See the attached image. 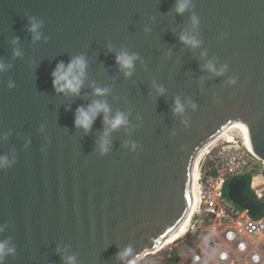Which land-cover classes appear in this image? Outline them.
<instances>
[{
  "label": "water",
  "instance_id": "95a60500",
  "mask_svg": "<svg viewBox=\"0 0 264 264\" xmlns=\"http://www.w3.org/2000/svg\"><path fill=\"white\" fill-rule=\"evenodd\" d=\"M178 2L0 0L2 264H138L186 220L195 157L222 127L264 162V0ZM121 52L137 57L131 75ZM81 56L79 94L57 92L54 69ZM94 101L127 124L108 131L101 112L75 126ZM247 185L229 180L226 196L256 218Z\"/></svg>",
  "mask_w": 264,
  "mask_h": 264
},
{
  "label": "built area",
  "instance_id": "2783aa9c",
  "mask_svg": "<svg viewBox=\"0 0 264 264\" xmlns=\"http://www.w3.org/2000/svg\"><path fill=\"white\" fill-rule=\"evenodd\" d=\"M209 159L212 166L204 174L202 166ZM248 174L256 200H264V182L253 186L256 177L264 179V162L248 149L241 136L238 145L226 141L211 149L199 164L198 209L184 236L166 248V259L175 254L179 259L176 264H264V216L251 217L225 192L229 180ZM187 236L198 243L189 249L175 247Z\"/></svg>",
  "mask_w": 264,
  "mask_h": 264
},
{
  "label": "clouds",
  "instance_id": "9594fccd",
  "mask_svg": "<svg viewBox=\"0 0 264 264\" xmlns=\"http://www.w3.org/2000/svg\"><path fill=\"white\" fill-rule=\"evenodd\" d=\"M187 7H188V0H179L176 7V11L178 13H183ZM39 27H40L39 23L33 22L29 30L33 33H37ZM34 38L39 39V34L37 33ZM180 39L183 43L190 44L193 47L198 45V42L196 40L188 37L187 35H182ZM16 54L19 55L18 52ZM135 59H137L136 55H129L126 52H121L116 56V62L120 66L121 70L125 72L126 76L131 75L130 70L133 68V63ZM3 67H4L3 65H0V70H2ZM207 67L209 70L214 71L211 64H209ZM85 69H86V61L82 56L74 58L70 63L67 64V66H65L63 63L58 64L54 69V71L52 72L53 87L57 92L67 91L71 94H79V90L82 85V79L85 75ZM159 91L162 92L163 89H160ZM106 92H107L106 89L95 90L96 95H104ZM109 111L110 110L106 105V103L101 101H94L87 108H83V107L78 108L74 120L75 126L79 128H83L85 131H88L92 123L96 119L97 115L100 114L101 112L105 113L104 123L109 126L108 131H114L119 127L127 124V118L122 113H117L114 118L109 119L107 115ZM175 112L177 113L183 112V106L180 104L179 100L176 101ZM108 131L104 133L105 137H107ZM107 144H108L107 139H103L100 144L101 152L107 151ZM5 162H6V158H0V166H2ZM13 251L14 249L7 248V245L5 243H0V264H2L3 257L6 254L11 253ZM130 253H131L130 248L125 249L123 252L118 253V257L123 259L124 257L129 256ZM67 264H75V257L69 256L67 258Z\"/></svg>",
  "mask_w": 264,
  "mask_h": 264
},
{
  "label": "bare ground",
  "instance_id": "6f19581e",
  "mask_svg": "<svg viewBox=\"0 0 264 264\" xmlns=\"http://www.w3.org/2000/svg\"><path fill=\"white\" fill-rule=\"evenodd\" d=\"M232 130H237V132L241 136L242 141L245 142L242 132L235 125L229 123V124L225 125L224 127H222L212 137V139L209 140V142H207V144L201 148V150L198 152L197 156L195 157V161L193 163L192 193H191L192 203H191V209L189 211V214H188L186 220L180 225V227L169 238H167V240H165V242L163 244L158 246V248L155 249L154 251L147 253L146 256L156 254L158 252L165 250L167 247L171 246L172 244H175V242L180 240L184 236V234L187 232V229L190 226V224L192 222V218H193L196 210L198 209V205H199V193H198V186H197L199 164H201L203 159L207 156V154L211 151V149L215 146L216 142L219 139H223L224 141H227V142H231L233 140V137L231 136V134L227 133V132H230ZM258 179H259V177H256L254 179L253 186H257ZM262 183H263V181H262Z\"/></svg>",
  "mask_w": 264,
  "mask_h": 264
},
{
  "label": "rangeland",
  "instance_id": "374dc122",
  "mask_svg": "<svg viewBox=\"0 0 264 264\" xmlns=\"http://www.w3.org/2000/svg\"><path fill=\"white\" fill-rule=\"evenodd\" d=\"M227 133L231 134V136L233 137V140L231 141L232 145L240 144V135L237 132V130H232V131L227 132ZM222 142H226V141H224L223 139H219L215 145L221 144ZM208 161H210V159ZM262 181L264 182V179L261 176H259L258 182H262ZM247 190H248V188H247ZM247 190L245 192H247ZM206 236H207V233H204L203 237H206ZM196 243H198V241L196 239L189 237V238H186L185 241L179 242L177 245H175V247H180V248L183 247V248L189 249V248H192L193 245H195ZM165 256H166V249L161 251V252H158L156 254L146 256L144 259L139 261L138 264H160V260H163L165 258Z\"/></svg>",
  "mask_w": 264,
  "mask_h": 264
},
{
  "label": "trees",
  "instance_id": "16d2710c",
  "mask_svg": "<svg viewBox=\"0 0 264 264\" xmlns=\"http://www.w3.org/2000/svg\"><path fill=\"white\" fill-rule=\"evenodd\" d=\"M211 166H212V163L209 162V161H206L205 165L202 166V171L204 172V174H206V173L208 172V170L211 168ZM253 172L256 173L257 170L255 169ZM253 172H252V173H253ZM254 173H253V174H254ZM244 179H245V180L247 181V183H248V185H247V188H248V194H249L252 198L256 199V196H255L254 192L250 189L251 175L248 174L247 176L244 177ZM259 202H260V204H261V206H262V210H263V212H262V216H264V200L259 201ZM178 261H179L178 257L174 254L173 258H171V259H166V257H165L163 260H160V264H176Z\"/></svg>",
  "mask_w": 264,
  "mask_h": 264
},
{
  "label": "flooded vegetation",
  "instance_id": "af4514ba",
  "mask_svg": "<svg viewBox=\"0 0 264 264\" xmlns=\"http://www.w3.org/2000/svg\"><path fill=\"white\" fill-rule=\"evenodd\" d=\"M245 194L248 195V196H250V195L248 194V190H247V192H245ZM189 237H190V236H187L186 238H189ZM186 238H185V239H186ZM190 238H193V237H190ZM193 239H195V238H193ZM183 241H185V240L183 239L181 242H183Z\"/></svg>",
  "mask_w": 264,
  "mask_h": 264
}]
</instances>
